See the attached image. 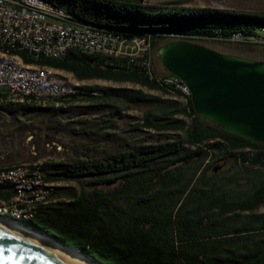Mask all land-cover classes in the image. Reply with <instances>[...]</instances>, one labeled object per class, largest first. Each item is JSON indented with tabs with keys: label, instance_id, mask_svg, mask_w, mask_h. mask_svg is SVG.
Returning a JSON list of instances; mask_svg holds the SVG:
<instances>
[{
	"label": "trees",
	"instance_id": "16d2710c",
	"mask_svg": "<svg viewBox=\"0 0 264 264\" xmlns=\"http://www.w3.org/2000/svg\"><path fill=\"white\" fill-rule=\"evenodd\" d=\"M43 1L65 9L82 25L124 37L150 35L153 48L179 36L228 38L241 33L248 38L264 32V11L161 6L144 0ZM20 57L27 65L68 72L77 81L130 82L173 96L159 99L141 90L79 87L83 93L52 100L155 104L156 112L145 114L144 126L159 134L103 158L85 155L42 164L48 182L72 181L76 187L54 186L51 201L39 206L24 226L99 264H264V144L203 120L190 97L181 101L179 92L125 60L80 52L36 63L24 53ZM2 99L6 96L0 95V108L6 102ZM23 100L9 112H66L36 106L50 100ZM229 159L236 164L224 170L222 162ZM2 193L0 189L4 200L11 197Z\"/></svg>",
	"mask_w": 264,
	"mask_h": 264
},
{
	"label": "built area",
	"instance_id": "2783aa9c",
	"mask_svg": "<svg viewBox=\"0 0 264 264\" xmlns=\"http://www.w3.org/2000/svg\"><path fill=\"white\" fill-rule=\"evenodd\" d=\"M263 34L248 38L241 33L228 38L179 36L177 40L264 45ZM70 52L125 60L143 68L150 79L190 97L189 89L179 79L154 72L150 35L124 37L111 30L82 25L75 22L65 9L43 0H0V93L18 92L19 95L54 97L57 100L83 93L81 89L67 87V80L45 74L41 66L5 60V53H24L27 59L36 63L42 58L63 59ZM0 179L19 183V191L4 194L16 195V202L9 208H0V214L10 211L11 214L35 217L37 211H26V205H20V198L40 202L41 206L52 199L54 187H46L42 165L17 164L5 169ZM0 201H4L1 196Z\"/></svg>",
	"mask_w": 264,
	"mask_h": 264
},
{
	"label": "rangeland",
	"instance_id": "374dc122",
	"mask_svg": "<svg viewBox=\"0 0 264 264\" xmlns=\"http://www.w3.org/2000/svg\"><path fill=\"white\" fill-rule=\"evenodd\" d=\"M210 2V1H208ZM208 2L203 4L172 5L176 7L212 8ZM264 36V34H263ZM216 52L237 55L250 59L264 58V45H245L240 43H222L201 41ZM162 44L153 48V66L157 75H165V70L157 55ZM45 74L60 77L76 87L113 88L141 90L143 93L159 99H173L172 95L150 90L130 82L108 80L77 81L72 74L43 67ZM100 95L101 92H94ZM6 102L0 108V167H11L22 163L59 162L85 156L103 158L111 153L121 152L129 144L152 141L159 134L154 129L144 126L146 113L156 112V105L151 103H130L119 100L91 99L71 104H38L41 107H63L61 116L55 112L51 116L30 114L27 111L9 112L15 103L23 102L14 95L2 99ZM183 100L182 98L180 99ZM223 169L233 167V159L226 160ZM54 186L76 187L72 181L55 183Z\"/></svg>",
	"mask_w": 264,
	"mask_h": 264
},
{
	"label": "water",
	"instance_id": "95a60500",
	"mask_svg": "<svg viewBox=\"0 0 264 264\" xmlns=\"http://www.w3.org/2000/svg\"><path fill=\"white\" fill-rule=\"evenodd\" d=\"M157 55L165 72L189 89L199 117L227 134L264 144V61L219 53L184 40L166 43ZM57 244L99 264L73 248ZM0 264L87 263L0 226Z\"/></svg>",
	"mask_w": 264,
	"mask_h": 264
},
{
	"label": "bare ground",
	"instance_id": "6f19581e",
	"mask_svg": "<svg viewBox=\"0 0 264 264\" xmlns=\"http://www.w3.org/2000/svg\"><path fill=\"white\" fill-rule=\"evenodd\" d=\"M259 33H264V32H259ZM5 60L6 61H11L14 64H25L22 60V58L20 57V53H5ZM64 80V79H63ZM67 87H72L74 89H80L79 87H76L75 85H72L70 83H68L67 81ZM179 92L181 95V98L183 100L186 99L185 94L182 91H176ZM1 96H10V95H14V96H20L22 97V99H29V100H34L37 102H45L46 100H57L54 97H30V96H25V95H19L18 92H2L0 93ZM78 98V97H77ZM66 99V98H64ZM63 99V100H64ZM68 99V98H67ZM62 100V99H59ZM9 167H0V175H4L5 173V169H8ZM0 185H10L12 188V193H15V191H19V183L18 181L15 180H4V179H0ZM46 187H54L53 183H50L46 180ZM16 202V195H11L10 199L7 202H1L0 201V208H9V206H12L13 203ZM20 205H26V211H36L37 208L39 206H41L40 202H27V198H20ZM33 217H30L29 215L26 214H11L10 211H3L2 214H0V226H4V227H8L10 229H12L13 231L28 237L30 239L36 240V241H40L41 243L49 246L50 249H54L56 251L59 252H63L69 256H72L74 258L77 259H81L83 261H85L87 264H94L92 263L89 259H87L86 257L68 249V248H64L60 245H58L57 243H54L48 239H46L45 237H43L42 235L33 232L32 230L16 223H24L27 222L29 220H32Z\"/></svg>",
	"mask_w": 264,
	"mask_h": 264
},
{
	"label": "crops",
	"instance_id": "0c3cea01",
	"mask_svg": "<svg viewBox=\"0 0 264 264\" xmlns=\"http://www.w3.org/2000/svg\"><path fill=\"white\" fill-rule=\"evenodd\" d=\"M210 1V2H208ZM147 4L172 6V5H201L208 2L212 5V8L233 10V11H251L261 13L264 11V0H144ZM253 60L264 61V58H257ZM0 189L3 191V195L6 193H12L10 185H0ZM7 191V192H6ZM10 196V195H8ZM10 199V198H9ZM8 199V200H9ZM4 200L1 202H7Z\"/></svg>",
	"mask_w": 264,
	"mask_h": 264
}]
</instances>
